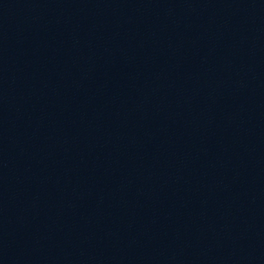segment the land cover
I'll return each instance as SVG.
<instances>
[{
	"label": "water",
	"instance_id": "obj_1",
	"mask_svg": "<svg viewBox=\"0 0 264 264\" xmlns=\"http://www.w3.org/2000/svg\"><path fill=\"white\" fill-rule=\"evenodd\" d=\"M0 264H264V0H0Z\"/></svg>",
	"mask_w": 264,
	"mask_h": 264
}]
</instances>
